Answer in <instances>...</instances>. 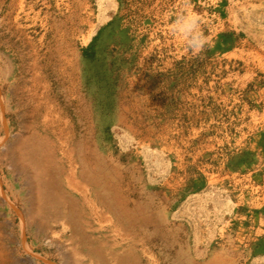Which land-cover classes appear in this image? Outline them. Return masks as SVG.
<instances>
[{"label":"rangeland","instance_id":"374dc122","mask_svg":"<svg viewBox=\"0 0 264 264\" xmlns=\"http://www.w3.org/2000/svg\"><path fill=\"white\" fill-rule=\"evenodd\" d=\"M0 0V264H264V0Z\"/></svg>","mask_w":264,"mask_h":264},{"label":"trees","instance_id":"16d2710c","mask_svg":"<svg viewBox=\"0 0 264 264\" xmlns=\"http://www.w3.org/2000/svg\"><path fill=\"white\" fill-rule=\"evenodd\" d=\"M123 2H127L126 0H123Z\"/></svg>","mask_w":264,"mask_h":264}]
</instances>
